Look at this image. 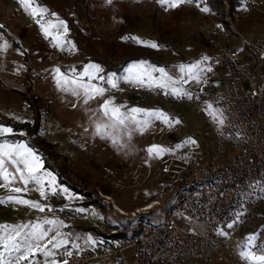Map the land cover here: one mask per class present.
Listing matches in <instances>:
<instances>
[{
  "label": "rangeland",
  "instance_id": "obj_1",
  "mask_svg": "<svg viewBox=\"0 0 264 264\" xmlns=\"http://www.w3.org/2000/svg\"><path fill=\"white\" fill-rule=\"evenodd\" d=\"M121 1L111 0L109 3L107 0L104 10L93 7V20L80 22L88 36L102 39L95 48L89 50L88 55L82 54L68 38L64 20L58 17L47 20L44 26L51 35H46L41 27L34 25L32 18L22 13L21 3L18 5L14 0L0 1V26L9 35L0 32V128L12 129L10 133L0 134V145H26L31 149L34 156L29 158V163L44 174L46 197H41L31 182L27 186L28 191L19 194L11 191V187L21 186L18 182L8 187L0 186V200L4 201L0 204V225L41 223L45 229H51L48 238L56 237L57 241L64 240L65 243L59 248L47 244V250L54 253L50 257L43 255L48 264H52V261H67L70 257L67 253L72 254L77 249L76 244L65 236L61 224L44 223L45 220L61 221V217L51 215L55 206L45 207V211L41 212L10 201L9 196H22L24 199L38 201L43 206L52 193L48 187L50 184L51 188L64 195L65 204L74 209L80 227L76 236L90 248L102 241L104 233L111 228L129 230L136 226L128 220L129 217L114 216L111 207L100 200L86 204L93 201L74 191L72 185L87 189L93 196L101 191L128 213L137 207H145L150 200L159 201L161 205L151 210L149 215V221L156 222L166 216L171 199L187 184L184 170L190 162L203 159L214 151L213 129L191 106L160 102L144 93L156 88L157 82L165 83L166 86L162 88L173 95H176L172 92L173 88L180 89L181 95L176 96H186L183 92H187L192 97L193 91L206 88L208 70L199 66L200 54L209 49L206 36L201 31L207 22L201 12H208L204 10V0H168L167 3L161 0H131V8L121 5ZM181 3L186 4L187 9L181 20L176 21L173 19V9ZM192 3L199 10L190 8ZM173 4L175 6H171ZM27 9L30 13L31 9ZM134 12L139 17L137 25L122 32L121 24ZM154 14L156 18L152 17ZM253 18L257 20L255 31L263 32L264 20L255 16ZM251 23L248 21L247 25L241 26L245 31H250ZM23 28L28 30L25 38L21 36ZM152 43L157 47H150ZM193 56L198 65L194 73L188 71L192 66L186 59ZM250 59L247 55L248 63L242 60L244 66L248 65L249 71ZM141 62H145L142 68L139 67ZM92 65L99 66L101 71L91 72L89 66ZM133 65L138 66L135 71L147 69L150 72L154 78L151 87L147 86L146 76L145 85L130 82L129 73ZM157 66L163 68L171 80L163 78L157 71H151ZM56 69L60 72L57 73ZM86 71L97 78L90 79L84 75ZM26 75L29 77L28 83H32L33 93L40 99L42 109L41 131L36 135L18 129L23 124L33 122L32 111L22 97L28 85ZM216 76L220 78L219 73ZM109 79L115 80L118 86L113 88L107 83ZM66 80L77 83H65ZM173 82L181 83V86H173ZM79 83H90L106 91L85 104ZM73 90L81 95H74ZM108 100L112 101L109 108H119L122 115H132L131 110L136 108L162 113L168 122L140 112L135 114L137 123L126 120L127 128L121 125L107 127L105 132L108 135H98V125L113 124L112 120L104 116L101 107ZM210 111L212 122L226 128L222 111L217 108H211ZM219 120H223V123H219ZM113 138H117L119 143L113 144ZM39 140H45L52 147L39 145ZM154 146L162 151L158 154L150 153L148 149ZM226 147L230 152L222 158V162L229 161L235 152L230 146ZM9 171H12L11 167ZM61 177L67 183H62ZM64 189L67 191L64 192ZM255 214L250 224L238 230V221L221 230L223 235L233 234L235 250L240 256L241 252L249 250L257 256L264 255V207L258 208ZM176 221L179 225L190 223L181 215L176 216ZM253 236L255 239L251 245L245 247L248 238ZM46 243V240L41 242V246ZM244 260L245 264H259ZM183 264L222 263L215 258L209 263L186 261Z\"/></svg>",
  "mask_w": 264,
  "mask_h": 264
},
{
  "label": "built area",
  "instance_id": "obj_2",
  "mask_svg": "<svg viewBox=\"0 0 264 264\" xmlns=\"http://www.w3.org/2000/svg\"><path fill=\"white\" fill-rule=\"evenodd\" d=\"M238 1V9L242 10L236 13L231 11L228 0H223L224 16L201 12L207 18L201 31L209 43V49L199 56L200 68L207 69L209 74L203 91H193L191 98L173 95L162 87L144 92L160 102L188 104L203 116L214 132V151L190 162L184 170L187 184L176 192L166 216L160 221H149L151 210L161 205L159 201L151 209L147 205L128 213L101 191L89 196L92 201L100 200L110 206L114 216L129 217L136 226L129 230L111 228L104 233L102 241L90 248L76 236L80 228L78 218L74 209L65 204L64 195L60 191L50 193L43 206H55L52 217H61L65 236L78 246L67 264L209 263L215 258L222 264H245L243 257L236 253L233 234L223 235L221 230L236 221L237 230L250 224L257 209L264 207V31H255L257 20L253 18L264 20V0ZM14 2L20 4L18 0ZM190 8L199 10L194 3ZM21 10L38 27L54 17L50 13L34 17L23 6ZM248 18L252 25L250 31H245L241 25ZM247 55L251 58L250 71L247 64H242V60L248 63ZM186 59L191 66L197 63L194 56ZM196 71V67L192 68V73ZM172 85L181 86V83L173 82ZM208 105L222 111L226 128L212 122ZM226 146L235 152L229 161L222 162L230 152ZM178 215L190 223L179 225ZM21 264L48 262L37 253Z\"/></svg>",
  "mask_w": 264,
  "mask_h": 264
},
{
  "label": "snow or ice",
  "instance_id": "obj_3",
  "mask_svg": "<svg viewBox=\"0 0 264 264\" xmlns=\"http://www.w3.org/2000/svg\"><path fill=\"white\" fill-rule=\"evenodd\" d=\"M19 2L27 9L31 8V14L33 16L38 15L39 13H42L45 11L44 9H37L32 7L31 0H19ZM109 3H111V0H108ZM162 3H167L168 0H161ZM171 6H175L174 4ZM207 11V9H204ZM37 23L40 24V21L37 20ZM61 24L63 22L61 21ZM53 25H49V27H52ZM2 27V26H0ZM40 27L45 31L46 35H51V33L48 32V28H46L43 24H40ZM65 27V31H66ZM59 37H57V40L59 41ZM145 43V42H141ZM150 47H157L156 44L152 43L149 44ZM4 47H7V44L4 45ZM145 62H141L139 67H143ZM90 71L93 73H98L101 71L100 67L97 65L89 66ZM137 65H133V69L130 70L129 73V79L130 82H135L141 85L146 84L145 76L147 77V86L151 87L152 83L154 81V78L151 76L150 72H148L147 69L144 71H135L137 69ZM198 67V65H193L191 68L188 69V71H192V68ZM211 69H209L210 71ZM152 72L159 71L162 74L163 78H166L167 80H171L170 77H167V73L163 68L160 69H151ZM183 71V69H182ZM56 72L59 73L60 70L56 69ZM63 75V74H61ZM84 75L89 76L90 79L97 78L90 75L89 71H86ZM99 79H104L103 77H98ZM59 83V80H58ZM65 83L69 84H75L76 81H68L66 80ZM113 88L117 87V83L113 79H109L107 81ZM157 87H165V83H156ZM78 87L83 89V96L85 97L84 103L87 104L90 99L95 98L96 96H102L106 89L102 87H98L92 84H84L79 83ZM172 92L176 95H181V90L177 88H173ZM74 95H81L80 92L73 90ZM183 95L189 96V93L183 92ZM112 104L111 100L105 101L103 105H101L103 109L104 116L108 117L110 120L113 121V124L111 126L105 125V126H97L96 132L98 135H108V133L105 132V128L107 127H116L117 125L125 126L127 128V125L125 121H129L133 124L137 123L135 114L140 112H145L148 116H153L157 118H162L165 120V122H168V118L162 114V113H153V112H146L142 109H132L131 113L132 115H122L120 113V109L116 107L109 108V105ZM209 108H211V105H208ZM214 116L215 114L212 113ZM219 123H223V120H219ZM146 124L147 121H144ZM178 123V121H177ZM12 131L11 128H0V134L4 133H10ZM113 144H118L119 140L117 138H113L112 140ZM148 151L150 153H159L162 151V149H159L158 147L149 148ZM34 154L32 153L31 149H28L26 145H16V146H10L7 144L0 145V181L3 183L0 184V186H12L15 183H19L21 186H15L11 187V191L14 193H26L28 191V184L31 182L35 185V190L38 191L41 195V197H45V184H44V174H41L39 172V169L35 167L34 165L29 163V158L33 157ZM22 166V167H21ZM9 167H11L12 171H9ZM51 175V174H47ZM54 177L52 180L54 181ZM53 194H56V189L51 188V185L48 186ZM64 192L67 190L64 189ZM46 198V197H45ZM8 199L10 201H13L17 204L27 205L32 208H36L39 211L43 212L45 211L46 206H42L38 201H31L28 199L22 198V196H9ZM4 201L0 200V204H3ZM82 211V210H81ZM45 224L48 225H55V224H62L61 221L56 220H45ZM231 227V225H229ZM51 229H45L41 223L36 224H25V225H0V264H21V261L29 260L30 258L34 257L37 253H40L46 257L52 256L54 253L50 250H47V244H52L54 248L61 247L65 241L64 240H56V237H52L51 239L48 238V232ZM223 234V233H222ZM59 235V234H58ZM255 239V237H249L248 238V244L245 245V247H249L251 245L252 241ZM47 241L46 244L41 246V242ZM78 247V246H76ZM67 255H71V252H68ZM241 256L246 260H252L259 262V264H264V255L257 256L255 253L249 251H243L241 252ZM52 264H56V261H52ZM63 264H67V261L65 260Z\"/></svg>",
  "mask_w": 264,
  "mask_h": 264
},
{
  "label": "trees",
  "instance_id": "obj_4",
  "mask_svg": "<svg viewBox=\"0 0 264 264\" xmlns=\"http://www.w3.org/2000/svg\"><path fill=\"white\" fill-rule=\"evenodd\" d=\"M2 1V0H0ZM32 4L37 6L38 8L44 9V13H50L54 17H58L66 22L68 28V38L74 44V46L82 53L89 54V50L95 48V46L102 41L100 38H93L88 36L84 31L80 22L83 20L92 21L91 10L93 7H97L100 10H104V6L107 0H31ZM131 0H122L121 5L126 8H131ZM231 5V11L236 13L240 7V2L238 0H228ZM204 7L208 10V13L211 15L221 17L225 15L226 6L223 0H204ZM187 9V5L184 3L179 4L177 7L173 9V19L176 21H180L184 16V13ZM42 13L41 15H43ZM40 16V15H38ZM37 16V17H38ZM35 17V16H34ZM156 18V14L152 16ZM139 17L136 12L133 13L131 17H126L123 23L121 24V31L125 32L128 29L134 28L138 23ZM252 22L250 18L242 25H247V22ZM252 24V23H251ZM242 27V26H241ZM243 28V27H242ZM0 32H3L6 36L9 37L4 28L0 27ZM28 30L26 28L22 29L21 36L25 38L27 36ZM207 45L209 43L206 40ZM89 52V53H88ZM92 60L97 61L96 58ZM29 75V74H28ZM26 75L27 87L26 90L22 92L23 100L26 104H28L30 110L33 114V122L26 123L22 126L18 127V129H24L27 133L32 135H36L40 133L42 126V109L40 105V99L33 93L32 83H28L29 77ZM39 145H44L46 147H52L50 143H47L45 140H39ZM36 149V147H34ZM47 166H52L47 163ZM61 176V174H60ZM62 183H67L62 177L60 179ZM71 188L78 192L79 194L85 195V197H89L91 192L87 189L77 187L72 185ZM155 200H150L145 206L152 203ZM98 201L88 202L89 203H97ZM139 208V207H137ZM135 208V209H137ZM134 209V210H135ZM114 228V227H113Z\"/></svg>",
  "mask_w": 264,
  "mask_h": 264
},
{
  "label": "bare ground",
  "instance_id": "obj_5",
  "mask_svg": "<svg viewBox=\"0 0 264 264\" xmlns=\"http://www.w3.org/2000/svg\"><path fill=\"white\" fill-rule=\"evenodd\" d=\"M150 204L148 205V206H150V207H148V209L155 207L158 203H157V201L156 202L154 201V203H152L151 205Z\"/></svg>",
  "mask_w": 264,
  "mask_h": 264
},
{
  "label": "crops",
  "instance_id": "obj_6",
  "mask_svg": "<svg viewBox=\"0 0 264 264\" xmlns=\"http://www.w3.org/2000/svg\"><path fill=\"white\" fill-rule=\"evenodd\" d=\"M31 3H32V1H31ZM32 7H34V8H37V9H41V8H38L37 6H35L34 4H32ZM31 9V8H30ZM29 11H31V10H29ZM31 13V12H30Z\"/></svg>",
  "mask_w": 264,
  "mask_h": 264
}]
</instances>
